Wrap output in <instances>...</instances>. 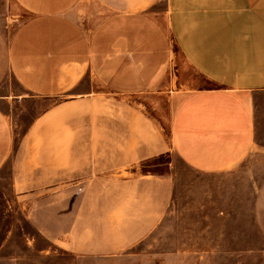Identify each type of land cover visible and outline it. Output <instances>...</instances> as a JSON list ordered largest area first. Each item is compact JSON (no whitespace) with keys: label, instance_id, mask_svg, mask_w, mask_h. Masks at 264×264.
I'll return each mask as SVG.
<instances>
[{"label":"crops","instance_id":"0c3cea01","mask_svg":"<svg viewBox=\"0 0 264 264\" xmlns=\"http://www.w3.org/2000/svg\"><path fill=\"white\" fill-rule=\"evenodd\" d=\"M13 2L26 19L10 39L0 30V170L11 159L10 190L50 246L95 255L129 248L171 202L173 153L208 174L253 151L264 0ZM174 48L211 86L171 87L167 137L130 98L162 83ZM86 74L105 92L83 89ZM6 78L51 100L16 144ZM164 159L165 171L144 169Z\"/></svg>","mask_w":264,"mask_h":264},{"label":"rangeland","instance_id":"374dc122","mask_svg":"<svg viewBox=\"0 0 264 264\" xmlns=\"http://www.w3.org/2000/svg\"><path fill=\"white\" fill-rule=\"evenodd\" d=\"M25 19L13 0H0V30L8 39ZM174 49L176 60L162 83L130 98L163 127L167 137L171 87L182 80L192 88L211 86L184 69L185 61ZM85 76L83 89L105 92L92 76ZM3 86L10 96L6 111L16 144L26 125L51 100L26 94L9 78ZM253 102V151L237 167L208 174L187 167L173 153L169 166L174 188L162 220L144 239L111 255L62 251L39 236L10 190V159L0 170V264H264V92L255 94ZM166 162L144 169L163 172Z\"/></svg>","mask_w":264,"mask_h":264}]
</instances>
